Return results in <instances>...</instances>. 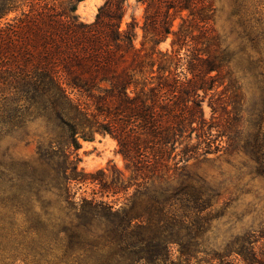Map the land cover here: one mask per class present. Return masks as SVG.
I'll use <instances>...</instances> for the list:
<instances>
[{
    "label": "trees",
    "instance_id": "16d2710c",
    "mask_svg": "<svg viewBox=\"0 0 264 264\" xmlns=\"http://www.w3.org/2000/svg\"><path fill=\"white\" fill-rule=\"evenodd\" d=\"M81 1L0 0V126L42 128L22 177L36 220L88 243L87 264H167L171 244L198 260L211 194L185 163L242 151L264 166V16L246 54L248 97L245 74L230 67L237 53L213 27V0H143L140 46L126 0H104L91 22ZM96 135L116 141L127 173L78 167L81 141ZM253 245L215 254L264 264Z\"/></svg>",
    "mask_w": 264,
    "mask_h": 264
},
{
    "label": "rangeland",
    "instance_id": "374dc122",
    "mask_svg": "<svg viewBox=\"0 0 264 264\" xmlns=\"http://www.w3.org/2000/svg\"><path fill=\"white\" fill-rule=\"evenodd\" d=\"M103 1H81L77 9L81 20L93 21ZM213 5V27L224 43L237 53L230 67L237 76L245 74V89L247 96L251 97L254 86L245 71L246 54L255 53L253 36L264 16V0H213ZM144 7L143 0H126L124 23L131 19L138 23L134 40L137 46H140L142 39ZM180 22V18L176 17L174 28ZM169 42L170 38H167L158 46L159 49H168ZM203 107L205 116L209 118L210 107L207 104ZM37 122L28 126V134L17 127L11 130L0 126V264H87L88 243L71 239L67 230L66 233L62 231L63 228L49 230L38 224L35 215L38 205L33 196H28L25 191L23 162L36 156L34 130L42 129ZM116 146V141L108 135H96L92 141H81L77 151L78 167L85 172H95L115 165L127 173ZM185 166L192 179L205 184L204 187L211 194L212 205L204 213L209 245L203 246L197 255L198 260L188 261L180 257L178 246L171 244L167 264H245L237 253H229L227 257L215 254H222L227 244L236 249L243 242L246 245L254 244L263 259L264 166H257L242 151L190 159ZM91 188L88 185L79 189L76 196L84 191L90 193Z\"/></svg>",
    "mask_w": 264,
    "mask_h": 264
}]
</instances>
